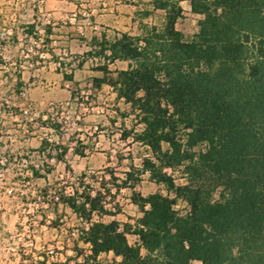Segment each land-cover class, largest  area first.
Listing matches in <instances>:
<instances>
[{
  "label": "trees",
  "instance_id": "16d2710c",
  "mask_svg": "<svg viewBox=\"0 0 264 264\" xmlns=\"http://www.w3.org/2000/svg\"><path fill=\"white\" fill-rule=\"evenodd\" d=\"M183 1L202 15L190 39L177 28ZM151 3L164 12L161 26L94 36L88 52L107 60L94 84L111 86L142 126L123 131L122 139L151 151L129 165L118 185L133 190L142 216L136 224L104 221L114 214L105 185L107 193L44 188L40 196L64 203L83 221L79 239L89 252L75 250L90 264H103L98 258L109 252L123 264H264V0ZM116 61L129 65L110 70ZM146 173L167 194L138 193ZM180 201L189 207L184 214ZM128 234L139 242L131 244Z\"/></svg>",
  "mask_w": 264,
  "mask_h": 264
},
{
  "label": "rangeland",
  "instance_id": "374dc122",
  "mask_svg": "<svg viewBox=\"0 0 264 264\" xmlns=\"http://www.w3.org/2000/svg\"><path fill=\"white\" fill-rule=\"evenodd\" d=\"M182 6L177 28L190 39L202 15L188 1ZM0 14L12 33L5 55L18 63L0 69V264H90L75 250L89 252L79 239L83 221L62 202H43L41 189L58 195L110 189L106 199L114 214L104 221L136 224L142 216L133 190L118 191V185L129 165H140L151 151L132 137L122 139L123 131L142 126L111 86L94 84V77H103L98 67L107 60L88 52L94 36L140 35L146 25L161 26L164 12L154 9L151 0H0ZM128 65L116 61L109 68ZM174 175L183 181L179 171ZM136 191L167 194L149 173ZM176 208L183 214L189 210L184 201ZM128 239L139 242L134 234ZM98 259L123 264L113 252Z\"/></svg>",
  "mask_w": 264,
  "mask_h": 264
},
{
  "label": "built area",
  "instance_id": "2783aa9c",
  "mask_svg": "<svg viewBox=\"0 0 264 264\" xmlns=\"http://www.w3.org/2000/svg\"><path fill=\"white\" fill-rule=\"evenodd\" d=\"M2 15L0 14V69H5L8 66H14L17 68L18 63L16 61L10 62L5 55V49L8 44H10L11 39V30H5L3 27V20L1 19ZM19 66H22L19 64Z\"/></svg>",
  "mask_w": 264,
  "mask_h": 264
}]
</instances>
